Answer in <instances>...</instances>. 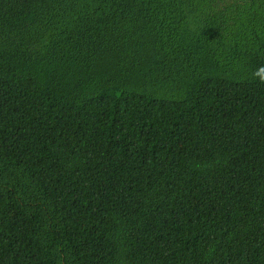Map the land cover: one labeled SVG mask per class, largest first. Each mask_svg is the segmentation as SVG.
I'll return each instance as SVG.
<instances>
[{"label":"trees","instance_id":"obj_1","mask_svg":"<svg viewBox=\"0 0 264 264\" xmlns=\"http://www.w3.org/2000/svg\"><path fill=\"white\" fill-rule=\"evenodd\" d=\"M264 0H0V264H264Z\"/></svg>","mask_w":264,"mask_h":264},{"label":"clouds","instance_id":"obj_2","mask_svg":"<svg viewBox=\"0 0 264 264\" xmlns=\"http://www.w3.org/2000/svg\"><path fill=\"white\" fill-rule=\"evenodd\" d=\"M261 81H264V76H261Z\"/></svg>","mask_w":264,"mask_h":264}]
</instances>
